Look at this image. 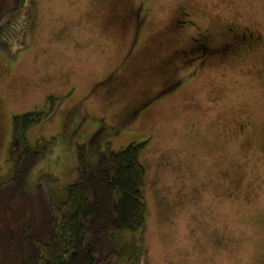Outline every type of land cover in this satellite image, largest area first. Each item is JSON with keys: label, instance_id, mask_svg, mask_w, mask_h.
I'll list each match as a JSON object with an SVG mask.
<instances>
[{"label": "rangeland", "instance_id": "obj_1", "mask_svg": "<svg viewBox=\"0 0 264 264\" xmlns=\"http://www.w3.org/2000/svg\"><path fill=\"white\" fill-rule=\"evenodd\" d=\"M28 6L25 45L14 36L12 51L0 43V181L13 169V115L52 108L26 133L32 146L55 138L28 182L53 175L45 187L57 202L79 176L78 145L93 163L103 150L146 141V225L143 236L120 233L126 246L117 264H132L128 252L140 249L139 264H264V0ZM185 11L193 24L174 34L172 20ZM230 23L261 40L197 69L170 59L197 27L219 36ZM110 73L121 87H109Z\"/></svg>", "mask_w": 264, "mask_h": 264}, {"label": "trees", "instance_id": "obj_2", "mask_svg": "<svg viewBox=\"0 0 264 264\" xmlns=\"http://www.w3.org/2000/svg\"><path fill=\"white\" fill-rule=\"evenodd\" d=\"M27 2L0 0V43L9 51L11 36L18 47L25 45L34 17L32 6L24 9ZM52 111L13 115L8 147L13 169L6 183L0 181V264H117L126 246L120 233L143 236L146 225L147 177L140 155L146 141L103 150L93 163L87 146L78 145L79 176L65 188L66 200L57 202L45 187L47 180H55L53 175H40L32 187L28 182L55 138L32 146L26 133ZM131 251L125 263L139 264L146 254Z\"/></svg>", "mask_w": 264, "mask_h": 264}, {"label": "flooded vegetation", "instance_id": "obj_3", "mask_svg": "<svg viewBox=\"0 0 264 264\" xmlns=\"http://www.w3.org/2000/svg\"><path fill=\"white\" fill-rule=\"evenodd\" d=\"M189 13L182 12V15L179 17H174L171 23V30L174 34L179 35L186 28H189V25L193 24L188 16ZM174 27V28H172ZM224 30L215 36L211 29H199L198 27L195 31L188 34V44L184 48H179L173 51V55L170 57L171 60L180 59L182 64H191L194 69L196 67L204 66L210 62V60H228L230 57H235L238 54L240 48L247 46L254 47L260 40V32L252 31L248 26L243 25L242 28L238 27L234 23L226 24L223 28ZM185 36V35H182ZM169 60V62H171ZM110 79L112 82H110ZM106 82H110L109 87L120 86L122 82L116 80L114 75L110 73L106 77ZM149 102L145 100L144 103ZM142 103V106L144 105ZM142 106L135 107V109H140ZM132 112L133 115L136 114L137 109ZM76 110V107L73 109V113ZM92 134V133H91ZM90 134V137L92 135Z\"/></svg>", "mask_w": 264, "mask_h": 264}]
</instances>
